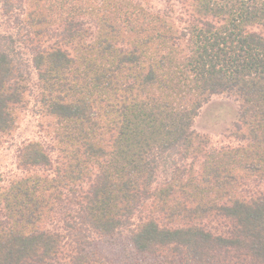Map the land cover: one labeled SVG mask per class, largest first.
<instances>
[{"label":"trees","instance_id":"1","mask_svg":"<svg viewBox=\"0 0 264 264\" xmlns=\"http://www.w3.org/2000/svg\"><path fill=\"white\" fill-rule=\"evenodd\" d=\"M162 1L0 0V146L33 92L57 133L0 185V264H108L122 235L147 264H264V0ZM221 96L235 147L194 128Z\"/></svg>","mask_w":264,"mask_h":264},{"label":"rangeland","instance_id":"2","mask_svg":"<svg viewBox=\"0 0 264 264\" xmlns=\"http://www.w3.org/2000/svg\"><path fill=\"white\" fill-rule=\"evenodd\" d=\"M137 1L153 10L164 8L162 0ZM20 14L23 17L25 16L21 10ZM0 32L11 36H16L18 33L13 15L7 13L2 5H0ZM25 57L27 60L32 58L31 56ZM30 61L28 62L29 65ZM33 78L36 79V72L34 71ZM36 104V92H33L31 104L20 115L17 128L10 134L2 136L0 146V185L2 187L7 186L14 178H19L23 175L18 167L17 158L21 147L25 143L40 141L47 148L50 147V150H52L51 145H55L54 137H57V133L53 129V126L49 127V129L43 127V121L37 113ZM237 111L238 104L233 98L225 96L214 97L210 105L205 106L200 112L199 117L195 121L194 128L197 132L207 136L211 146L214 148L235 147L238 145V142L226 133L232 122L236 119ZM48 123V120H46V124ZM51 154L53 158L58 157L57 150L51 151ZM96 250L108 264L152 263V260L138 255L130 249L126 235H122L114 242L97 243Z\"/></svg>","mask_w":264,"mask_h":264}]
</instances>
